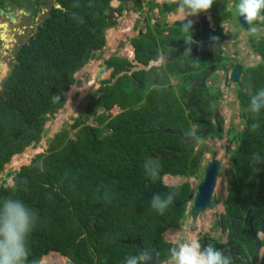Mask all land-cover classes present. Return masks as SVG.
I'll return each mask as SVG.
<instances>
[{
    "label": "trees",
    "instance_id": "obj_1",
    "mask_svg": "<svg viewBox=\"0 0 264 264\" xmlns=\"http://www.w3.org/2000/svg\"><path fill=\"white\" fill-rule=\"evenodd\" d=\"M59 1L64 9L52 7L20 47L0 92V172L14 155L40 142L45 123L63 107L64 93L77 83L75 73L103 47L105 29L116 24L113 11L142 6V0H120L118 9L111 8V0ZM226 7L227 0H215L212 6L219 10L220 21L230 15ZM175 8L166 3L167 10ZM254 23L264 28V21ZM250 48L260 61L242 70L237 99L244 109V126L241 131L225 130L236 147L225 212L213 224L226 239L208 233L198 239L230 252L233 264H259L260 251L250 227L262 234L264 247V162L251 159L254 153L264 158V110L258 115L249 111L251 96L264 88V36L251 38ZM124 64L107 61L113 67L111 77L125 69ZM151 73L156 76L153 86L146 79ZM157 76L152 68L112 83L101 80L71 125L76 131L71 135L63 128L55 133L45 152L13 172L12 184H0V201L15 197L36 213L27 264H46L41 259L51 252L65 257V264H124L127 256L138 252L137 246L125 242L137 238L143 251L156 250L158 263L170 259V249L178 243L167 241L163 233L181 228L192 190L188 181L169 185L163 177H197L202 152L181 151L192 141H184L174 130L194 133L204 127L205 119L215 118L212 136L220 138L224 127L216 109L220 92L200 88L188 92L185 83L177 95L171 86L158 85L162 81ZM57 94L61 99L54 103ZM114 105L121 111L111 115ZM90 118L95 125H87ZM254 123L259 124L255 131ZM193 124L198 129L192 131ZM148 160L159 162L155 180L145 172ZM170 192L176 196L163 214L151 207L153 195Z\"/></svg>",
    "mask_w": 264,
    "mask_h": 264
},
{
    "label": "flooded vegetation",
    "instance_id": "obj_2",
    "mask_svg": "<svg viewBox=\"0 0 264 264\" xmlns=\"http://www.w3.org/2000/svg\"><path fill=\"white\" fill-rule=\"evenodd\" d=\"M238 2L239 0H227L226 10L230 11V15L221 21L219 19V10L214 11L213 8L207 13H201L196 17H190L189 19L193 21V25L191 31L187 32L183 30L182 25L178 24L182 22L181 17H176L175 20L169 21V14L177 11V8L174 10H167L164 0H161V2L151 0L148 2V7L145 6L147 2L142 0V6L139 10H132L131 8L122 9L118 15H114L116 19L122 13H136L133 23H131L127 29L129 34L125 38V41L133 51V58L131 62L128 61V63H125L126 69L120 70L113 81L122 75L133 76V73L140 70L151 71L152 68H155L158 74L157 77L159 78L162 76L165 80L162 86H171L177 95L179 94L178 91L181 86L186 83L189 88L188 92L200 88L205 89L209 93L220 92L221 97L222 87L219 84H221L220 79H223L224 85L229 83L231 85H236V98H238V86L241 80L243 67L246 65L239 62L236 55L237 52L230 53L228 48L224 47L230 36L227 32V23L229 21H234V26L243 30L249 29L250 27L249 25L248 28H243L238 21V12L236 10ZM119 4L120 1L116 6ZM52 7L64 9L59 0H0V92L4 90V81L7 75L13 69L14 64L17 63V55L20 47L27 43L30 37L37 31ZM144 9H146L147 15L141 17L138 25L135 21L139 19ZM158 20H161L160 23H158ZM218 33L221 34L222 40L218 38V40L214 42L211 38L213 36L218 37ZM231 36H235V33H232ZM141 37L142 39L139 44L138 39ZM134 38L137 48L133 45ZM236 38L232 39V41H235ZM116 53L118 54L119 52L114 49L111 55ZM161 57L163 58L162 60ZM141 59L143 61H141ZM104 65L106 70L111 69L107 68L106 64ZM235 65L242 66L236 82L232 81L230 78ZM170 68H173L172 72ZM102 73H104V70ZM102 73H98V75ZM154 77L156 76L154 75ZM220 97L216 101H218ZM216 122L217 120L215 118L209 120L205 119V121L201 123L204 127L194 132V135H185L192 141L189 144L193 143L192 149L194 152H197L200 148H205V151L208 149L205 145L209 141L212 142L214 139L212 136L213 126L216 125ZM207 123H210L212 129L209 133L205 134ZM243 126L238 130L233 126L231 127H233L235 131H241ZM191 129L192 131L198 129V124L191 125ZM225 132L224 129L223 135L219 139L222 138L225 140V153L228 155V160L232 167L233 160L231 157L236 143L231 140ZM206 139L209 141H206ZM202 143L205 145L202 146ZM197 145H199L200 148L197 147L194 149ZM184 150L185 149H182V151ZM202 155L203 151L201 152V156ZM213 158H216L215 150L212 151V158L210 160ZM203 168H205V166ZM203 172H201V180L203 178ZM229 172L231 173L227 175ZM231 174L232 168L225 174L228 180ZM227 194L228 188L226 197ZM221 203L224 212V201ZM204 242L205 241H203V243Z\"/></svg>",
    "mask_w": 264,
    "mask_h": 264
},
{
    "label": "rangeland",
    "instance_id": "obj_3",
    "mask_svg": "<svg viewBox=\"0 0 264 264\" xmlns=\"http://www.w3.org/2000/svg\"><path fill=\"white\" fill-rule=\"evenodd\" d=\"M151 0H145L147 4H145L146 7H148V2ZM153 1V0H152ZM161 2V0H154ZM113 5H117V2L113 1ZM132 13V12H129ZM234 14V12H233ZM147 15L146 9L143 10L142 15L139 17L137 21H135L136 24L139 25V21L141 20V17H145ZM169 21L175 20L176 17H181L178 13V11H174V13H170ZM136 17V13L128 14V13H122L117 17L116 24L107 29L105 31V39L106 35L108 36V39L110 40L108 45L110 47L107 49V39L106 44L102 48L101 51H97L96 54L99 56L93 55L94 58L90 59L79 71H77L74 75L75 80L77 81L76 84H73L70 86L69 90L64 93V99L65 103L62 108L58 109L49 120L45 123L44 126V134L40 140V142L36 146H29L25 148V150L21 154L14 155L10 162L7 163L4 166V169L0 172V184H11L12 177L4 178V172L8 170H13L14 172L19 169L20 166L28 164L30 160L38 153H43L46 151L48 143L50 139L54 136L55 133L60 131L63 128H67L72 135L77 128H72V124L74 123V119L78 117L79 112L82 110V106L88 101L89 94L96 91V89L99 87L100 79H109L110 75V69L106 70L105 65L102 63V60L99 59V57L103 56L106 57L109 53V50L111 48H115V44L119 40H124L125 34L128 27L131 23H133V19ZM161 20H158V23H160ZM260 21V20H257ZM250 27H256L258 29L257 34H251L249 29ZM249 29H240L238 27L234 26V21H229L227 23V32L230 34L228 40L226 41V44L224 45L225 48H228L230 53H236L237 59L240 63L245 64L246 66H253L256 65L260 61V57L257 56L255 53L252 52L250 48V39H258L262 36H264V28L259 25L253 23ZM121 30H124V32H121ZM232 33H235V36H231ZM237 37V38H236ZM236 38L235 41H232V39ZM122 46V42L120 43ZM122 55V54H120ZM124 62V61H123ZM139 68V67H136ZM101 69H104V73L101 75H98L99 71ZM164 76V75H163ZM161 81L165 82L164 78L159 77ZM114 79H111V82ZM219 84L222 87V96L218 100L216 109L219 112V115L223 119V125L224 129L227 130L229 127L233 126L237 130L241 129L243 126V113L244 109L240 107L239 101L236 98V85H231L230 83L227 85L223 84V79H220ZM223 84V85H222ZM234 90V91H233ZM239 106V107H238ZM103 110H99L101 113ZM120 112V109L117 106L112 107V109L108 112L111 115H116ZM96 122L93 120V118H90L87 121V125L93 126ZM206 141H209L206 139ZM206 143V142H205ZM205 145L202 143V146ZM208 149L201 148L203 151V155L201 156V169L198 173V176H191V177H181V176H168L165 177L166 183L169 185H178L183 183L184 181H188L192 192H196L197 184L200 182L203 172V167L206 165L208 161L212 158V151H216V159L220 162V171L219 175L217 177L216 185L214 188L213 195L216 197V205H214L213 208H207L204 211H201L198 215V218L195 222L194 227L192 228L190 226L191 223V216L189 214V209L192 204V200L187 203L186 213L187 216L181 226L178 230H167L163 233V237L172 243H180L184 240H190V239H199L201 238L205 233H208L210 236L220 239L222 241H225L226 237L225 234L222 233L221 230L216 229L213 224L218 218V215L223 212V206L222 203L226 197L227 188H228V177L225 175L226 172H228L231 169L230 161L228 160V155L225 153V140L222 138H214L213 141H209L206 143ZM197 147L200 148L199 145L195 146L194 149ZM224 196V198H223ZM259 236L262 237V234L259 233ZM264 250V247L262 248L260 255L262 251ZM54 254L58 255L59 257H55L51 253L48 256H43L41 259L42 263L46 264H65L67 259L55 252ZM163 264H170V259L167 262H164Z\"/></svg>",
    "mask_w": 264,
    "mask_h": 264
},
{
    "label": "clouds",
    "instance_id": "obj_4",
    "mask_svg": "<svg viewBox=\"0 0 264 264\" xmlns=\"http://www.w3.org/2000/svg\"><path fill=\"white\" fill-rule=\"evenodd\" d=\"M164 2L176 5L183 21V30L187 32L191 31L193 25V21L189 18L209 12L215 0H164ZM236 10L250 26L257 20L264 21V0H239ZM249 31L251 34L258 33L256 27H250ZM211 39L215 42L218 37L213 36ZM60 99V94L52 97L54 103ZM262 110H264V88L257 90L251 96L249 104V111L253 114L258 115ZM258 128V123L252 125L253 131ZM251 159L253 163L264 162V158L257 153H254ZM144 168L151 179L158 178L160 169L158 161L148 160ZM175 196V192L166 195L155 194L151 199V207L163 214L173 203ZM36 221V213L22 200L10 196L0 201V264H27L30 254L28 238ZM152 260V254L145 250L127 256L124 264H151ZM32 264L36 262L33 261ZM170 264H233V259L230 252L226 254L224 249L212 244L202 248L200 241L193 238L181 241L170 249Z\"/></svg>",
    "mask_w": 264,
    "mask_h": 264
},
{
    "label": "water",
    "instance_id": "obj_5",
    "mask_svg": "<svg viewBox=\"0 0 264 264\" xmlns=\"http://www.w3.org/2000/svg\"><path fill=\"white\" fill-rule=\"evenodd\" d=\"M238 21L240 23V25L243 28H248L249 25L245 22L243 17H240L238 14ZM179 25L183 24V21L178 23ZM218 38L219 40H222V36L220 33H218ZM242 66L241 65H235L233 67L232 73L230 75V78L232 81H237L240 71H241ZM104 69H101L99 71V73H102ZM211 125L210 123H207V130L205 132V134L209 133L211 131ZM180 137H182L183 140H188L189 137H183V135L179 132L176 131ZM172 133H174L172 131ZM200 135V134H199ZM192 145L193 143L189 144V146L185 149V153H189L192 149ZM201 158V155L198 156V160ZM219 167H220V162L218 159L213 158L212 160L208 161L207 164L205 165L204 168V172H203V178L202 180L197 184L196 187V192L193 194L192 192L189 195V199L192 200V204L191 207L189 209L190 212V216H191V223L190 226L193 228L195 225V222L198 218V215L201 211H204L207 208H213L215 205V201H216V197L213 195V191L216 185V181H217V174L219 171ZM231 172L227 173V175H229ZM13 175V170H8L4 173V178H8V177H12ZM248 213L247 212L246 216H245V222L248 220ZM250 221V220H249ZM261 229V227H260ZM252 238L255 241V245L258 249H260L261 245H260V236L259 233H256L253 231V229L250 227L249 230ZM125 243H132L135 246H137L138 252L137 254H139L140 252L143 251V248L140 244L139 238L135 239L134 241H127ZM208 242L205 241L204 243H202V248L203 247H207ZM155 253L156 250H154L151 254L153 257V260L151 261V264H160L155 260ZM264 262V250L261 253L260 256V260H259V264H263Z\"/></svg>",
    "mask_w": 264,
    "mask_h": 264
},
{
    "label": "crops",
    "instance_id": "obj_6",
    "mask_svg": "<svg viewBox=\"0 0 264 264\" xmlns=\"http://www.w3.org/2000/svg\"><path fill=\"white\" fill-rule=\"evenodd\" d=\"M113 1L115 2H119L120 0H111V2H110V6H111V8H113V9H118L119 8V6H120V4H121V1H120V4L118 5V6H116V5H113L112 3H113ZM123 9H126V8H123ZM122 10V9H121ZM121 10L120 11H118V10H114L113 11V18L115 19V21L117 22V19L114 17V15H118V13H120L121 12ZM114 26V25H113ZM113 26H109V27H107L106 29H105V31L107 30V29H109V28H111V27H113ZM105 31H104V37H105ZM121 32H124V30H121ZM127 32V31H126ZM129 34V32L128 33H126L125 34V38H126V36ZM125 38H124V40H119L116 44H115V48H111L110 50H109V53H108V55L106 56V57H103V56H101V57H99V59L100 60H102V63L103 64H106V67L107 68H111L110 69V75H109V79H110V81H111V79H114L115 77H116V75L114 76V77H111V73L113 72V67L112 66H107V61H116V60H122V61H124V63H128V61H132V58H133V51L130 49V47H129V45L127 44V42L125 41ZM106 39H107V49L110 47V45H108V43H109V39H108V36L106 35ZM106 39H105V43H104V45L106 44ZM141 39H142V37L141 38H139L138 39V43L140 44V42H141ZM122 42V46L120 45V43ZM104 45H103V47H104ZM133 45L137 48V45H136V41H135V38L133 39ZM102 47V48H103ZM102 48L101 49H97V50H94L93 52H92V55H94L95 54V56H99L98 54H96V52L97 51H101L102 50ZM114 49H116L119 53L117 54H113V55H111L112 53H113V50ZM137 53V52H136ZM136 53H135V56H136ZM120 54H122V55H120ZM92 58H94L93 56H92ZM92 58H90V59H92ZM141 61H143L142 59H141ZM123 67H125V64H124V66ZM174 68V67H173ZM126 69V68H125ZM109 70V69H108ZM173 70V69H172ZM172 70H171V72H172ZM141 71V70H140ZM175 71V70H174ZM145 72H148V71H145ZM152 78H154V76H150V78L149 77H147L146 79H148V80H150V86H153L154 84H155V80H153ZM101 80H104V79H100V81ZM100 81H99V83H100ZM114 82V81H113ZM112 83V82H111ZM162 83H163V81H162ZM162 83L161 84H159V85H162ZM129 85V84H128ZM156 85V84H155ZM100 86V85H99ZM98 89V88H97ZM178 93L180 94V92L178 91ZM114 106H117V105H114ZM113 106V107H114ZM118 107V106H117ZM119 108V107H118ZM120 109V108H119ZM120 111H121V109H120ZM175 131V130H174ZM183 135V134H182ZM183 137H187V136H185V135H183ZM189 140V139H188ZM185 141V140H184ZM187 141V140H186ZM182 151V150H181ZM185 151V150H184ZM199 155H201V154H199ZM201 159V158H200ZM204 169V168H203ZM14 172V171H13ZM5 173V172H4ZM168 176H170V175H165L164 177H163V180H164V182L166 183V181H168V180H166L165 181V177H168ZM11 184H12V180H11ZM166 184H168V183H166ZM10 185V184H9ZM258 233H260V232H258ZM261 238V237H260ZM52 255H54L55 257H59L58 255H56V254H54V253H51ZM58 254V253H57Z\"/></svg>",
    "mask_w": 264,
    "mask_h": 264
},
{
    "label": "bare ground",
    "instance_id": "obj_7",
    "mask_svg": "<svg viewBox=\"0 0 264 264\" xmlns=\"http://www.w3.org/2000/svg\"><path fill=\"white\" fill-rule=\"evenodd\" d=\"M213 192H214V191H213ZM192 193L194 194V192H192ZM214 196H215V195H214ZM189 200L191 201V199H189ZM215 205H216V201H215ZM248 211H249V210H248ZM248 211H247V212H248ZM247 212H246V214H247ZM249 212H250V211H249ZM245 216H246V215H245ZM248 217H249V213H248ZM260 240H261V238H260ZM260 240H259V241H260ZM260 245H261V243H260ZM255 246H256V245H255ZM262 248H263V247L261 246L260 249H258V248H257V249L261 252ZM51 253H53V252H51ZM49 254H50V253H49ZM49 254H48V255H49ZM155 254H156V253H155ZM48 255H46V256H48ZM46 256H45V257H46ZM260 256H261V255H260Z\"/></svg>",
    "mask_w": 264,
    "mask_h": 264
}]
</instances>
